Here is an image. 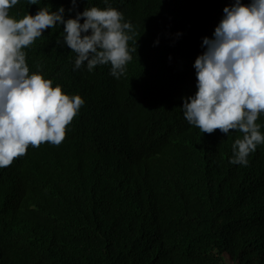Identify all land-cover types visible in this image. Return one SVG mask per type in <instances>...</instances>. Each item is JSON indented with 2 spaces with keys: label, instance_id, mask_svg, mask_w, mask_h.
<instances>
[{
  "label": "trees",
  "instance_id": "16d2710c",
  "mask_svg": "<svg viewBox=\"0 0 264 264\" xmlns=\"http://www.w3.org/2000/svg\"><path fill=\"white\" fill-rule=\"evenodd\" d=\"M109 3L138 41L120 78L110 64L76 69L61 25L25 49L30 73L85 103L59 146H30L0 168V264H264V145L234 165L242 134H204L182 109L203 40L234 0ZM45 6L67 19L108 5L19 0L9 14Z\"/></svg>",
  "mask_w": 264,
  "mask_h": 264
},
{
  "label": "clouds",
  "instance_id": "9594fccd",
  "mask_svg": "<svg viewBox=\"0 0 264 264\" xmlns=\"http://www.w3.org/2000/svg\"><path fill=\"white\" fill-rule=\"evenodd\" d=\"M18 2L0 0V168L26 155L30 146H59L85 103L80 95L65 94L62 85L54 87L40 72L30 73L25 49L47 29L63 26V44L76 53V69L85 63L88 71L110 64L117 79L136 51L129 41L138 44L132 23L109 0H104L106 8L86 7L67 19L63 6L55 11L40 7L35 15L13 18L9 10ZM71 3L69 12L78 0ZM223 11L213 37L203 40L206 51L194 63L197 91L184 98L182 109L187 122L204 134L241 133L232 144L230 162L247 166L249 155L264 145L257 122L264 115V0H234Z\"/></svg>",
  "mask_w": 264,
  "mask_h": 264
}]
</instances>
